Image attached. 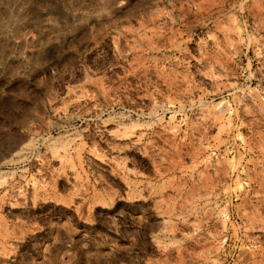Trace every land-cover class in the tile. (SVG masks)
<instances>
[{"label": "rangeland", "instance_id": "1", "mask_svg": "<svg viewBox=\"0 0 264 264\" xmlns=\"http://www.w3.org/2000/svg\"><path fill=\"white\" fill-rule=\"evenodd\" d=\"M0 264H264V0H0Z\"/></svg>", "mask_w": 264, "mask_h": 264}]
</instances>
